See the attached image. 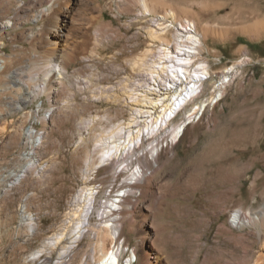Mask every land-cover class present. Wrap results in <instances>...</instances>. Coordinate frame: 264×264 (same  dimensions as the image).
Returning <instances> with one entry per match:
<instances>
[{
	"label": "rangeland",
	"instance_id": "1",
	"mask_svg": "<svg viewBox=\"0 0 264 264\" xmlns=\"http://www.w3.org/2000/svg\"><path fill=\"white\" fill-rule=\"evenodd\" d=\"M166 1L175 10L166 24L177 21L171 36L187 39L177 28L186 20L205 34L187 68L205 63L208 72L193 73L191 83L170 69L161 77L148 73L158 59L149 32L159 8L132 3L116 14L109 0H71L38 18L39 5L27 0L17 15L0 13V25L9 23L0 27V264L59 260L62 244L51 243L71 224L85 179L101 189L102 202L115 182L103 167L87 175L89 147L137 109L152 111L153 119L162 114L145 100L161 95L167 102L170 84L193 83L194 100L180 99L164 117L172 120L157 137L164 147L153 167L154 200L139 194L149 208L147 239L138 242L127 217L125 260L137 264L133 247L144 245L158 264H264V0ZM61 33L65 49L54 56L48 50ZM58 65L65 72L51 71L43 89ZM184 121L186 131L171 143ZM239 210L245 218L236 224ZM96 215L94 224H104Z\"/></svg>",
	"mask_w": 264,
	"mask_h": 264
},
{
	"label": "bare ground",
	"instance_id": "2",
	"mask_svg": "<svg viewBox=\"0 0 264 264\" xmlns=\"http://www.w3.org/2000/svg\"><path fill=\"white\" fill-rule=\"evenodd\" d=\"M25 1L27 0H0V13L6 15L14 12L17 15L27 9V7L24 6L26 4ZM28 1L30 5H39L37 16L38 18H42L43 16L55 15L57 9L62 7L63 3L67 6L71 0ZM90 1L97 3L100 0ZM109 2L113 5L111 7L116 9V14L128 12L132 3H139L148 11L151 10L150 7L152 10L156 8L162 10V14H158L157 18H153V26H151L149 32L153 41V47L150 48L149 51L152 53L151 55L153 57L156 56V58H158L152 59L149 67V74L161 77L162 72L170 69L175 78H178L181 82L190 79L188 83H191L194 82L193 77L195 76H193V73L206 74L208 72L205 63H202L201 69L195 68L194 71L187 68V65L190 64V60L193 59V55L200 54V46L202 44V38H205V34L204 32L200 33L194 20H186V25H183L184 23L181 22L180 27L177 28L178 31L182 30L188 33L187 39L190 44H187V39L185 40L182 34L177 33L174 37L171 36L169 34L171 33V27L174 26V23L177 21L166 24L168 15L171 14V16H174L175 14L174 7L168 1L109 0ZM103 13L104 10H101L102 15ZM4 24L8 25L9 23L6 24L5 21ZM5 25H0V27H5ZM58 38L54 46L50 45V49L48 50L54 56H60L61 51L65 49L63 45H61L64 41L63 34L61 33ZM185 41L186 43H184ZM164 45L166 46L163 47ZM173 50L176 51L175 55ZM183 55H185V57H183ZM59 56L57 58H59ZM165 62L172 64L169 66L165 64ZM51 71L58 72L57 75L59 76L65 72L64 67L62 68V66L60 67L59 65L57 68H50L47 71L45 81L41 85L43 89L46 88L47 81H49L48 79H50L53 74ZM181 74L183 75L181 76ZM53 76L55 75L53 74ZM195 86L196 83H193L190 87L186 85V88L179 89L178 86L174 88V85L170 84L167 90H174L170 91L169 94L171 95L167 99V102L161 95H158L157 99L145 96L148 98L145 100L147 103L150 102L162 108V114L153 119L155 116H153L152 111L137 109L134 111L136 115H132L126 125H123L122 122L116 124L107 135L97 139L98 142L93 149L89 151V147L86 151V147L84 148L87 152L85 156L83 155L87 175H89L90 172H98L100 167H103L106 171L112 170L115 182H113L111 186V193L108 194L105 201L102 202L100 199L101 189L99 187L96 189L94 185L91 186L93 183L91 176L85 179V188L83 187L81 193L78 194L75 200L76 207L71 209L72 213H69L71 224L65 226L66 231L58 236L57 241H54L55 243H51V245H58V243L62 244L59 260L54 262V264H65L67 262H70V264H134L132 260H125L127 248L130 247V240L124 237L125 220L127 217H130V230L138 232V242H145L147 239L146 231L150 214L149 208L141 201L139 194L145 199L150 197L151 201L154 200L155 178L153 175V167L156 165L158 155L164 147L163 140H158L157 137L172 120L165 121V115L168 113L172 114L176 111L179 100L181 99L184 102H191L194 100L193 93L196 89ZM184 92L186 95H183ZM26 95L28 96V93ZM129 98L132 99V96L130 95ZM26 99L23 101H28L30 98L28 100ZM138 114L141 116H147L144 114H148L151 116L152 121L147 122L148 118L140 121L137 119L139 116ZM159 120L165 122L159 125ZM135 126L137 127L136 129L134 128ZM187 126L188 123L184 121L176 127L175 134L171 138V143L184 134ZM33 133V130H29V136ZM84 144H86L85 141H83L82 147ZM146 144L148 145L146 146ZM88 145L90 146V144ZM136 151L139 152L134 158L133 155ZM120 161H126L127 163H120V165L117 166V163ZM126 175L128 176L126 177ZM99 206H101L100 210L98 209ZM135 213L139 214L140 217L134 219ZM96 214L104 224H94L93 221ZM243 218H245V214L239 210L234 214L233 222L239 224L242 222ZM85 240L89 241L87 246H85ZM141 248L142 249L139 250L137 246L133 247V254L138 258L137 264H158V261H156L157 259H151L148 248L144 245Z\"/></svg>",
	"mask_w": 264,
	"mask_h": 264
}]
</instances>
